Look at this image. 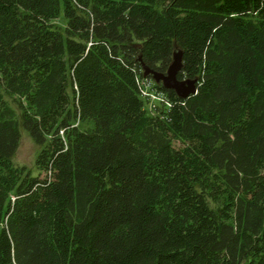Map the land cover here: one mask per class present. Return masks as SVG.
Masks as SVG:
<instances>
[{
    "label": "trees",
    "instance_id": "16d2710c",
    "mask_svg": "<svg viewBox=\"0 0 264 264\" xmlns=\"http://www.w3.org/2000/svg\"><path fill=\"white\" fill-rule=\"evenodd\" d=\"M0 264H264V0H0Z\"/></svg>",
    "mask_w": 264,
    "mask_h": 264
},
{
    "label": "rangeland",
    "instance_id": "374dc122",
    "mask_svg": "<svg viewBox=\"0 0 264 264\" xmlns=\"http://www.w3.org/2000/svg\"><path fill=\"white\" fill-rule=\"evenodd\" d=\"M53 21L61 25L64 20L62 17H58ZM153 82L154 81L152 79H150L149 82L144 81L142 88L143 91L140 95L144 110L147 113H153L156 111V108L164 107L166 105V103L161 99V96L157 95L153 90H151V83ZM6 99L9 100L11 105L15 108L12 98L10 96H6ZM76 123L80 128L89 127L91 125L89 120H80L76 121ZM38 148L39 145L32 140L29 134L19 124V139L16 148L11 155V160L16 164L26 166L33 172V160Z\"/></svg>",
    "mask_w": 264,
    "mask_h": 264
},
{
    "label": "water",
    "instance_id": "95a60500",
    "mask_svg": "<svg viewBox=\"0 0 264 264\" xmlns=\"http://www.w3.org/2000/svg\"><path fill=\"white\" fill-rule=\"evenodd\" d=\"M180 49L175 45L172 50L171 60L164 71H158L144 64L142 65V75H149L154 82L160 83L165 88L174 90L177 96L183 97L194 91L195 78H178L177 71L180 69Z\"/></svg>",
    "mask_w": 264,
    "mask_h": 264
},
{
    "label": "built area",
    "instance_id": "2783aa9c",
    "mask_svg": "<svg viewBox=\"0 0 264 264\" xmlns=\"http://www.w3.org/2000/svg\"><path fill=\"white\" fill-rule=\"evenodd\" d=\"M158 95V94H157ZM160 96V95H159Z\"/></svg>",
    "mask_w": 264,
    "mask_h": 264
}]
</instances>
